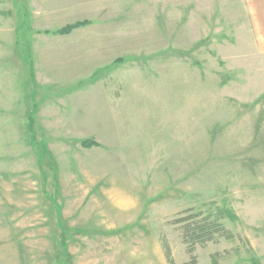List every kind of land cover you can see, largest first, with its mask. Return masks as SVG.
Masks as SVG:
<instances>
[{"label": "rangeland", "instance_id": "rangeland-1", "mask_svg": "<svg viewBox=\"0 0 264 264\" xmlns=\"http://www.w3.org/2000/svg\"><path fill=\"white\" fill-rule=\"evenodd\" d=\"M190 215L264 264V0H0V264H184Z\"/></svg>", "mask_w": 264, "mask_h": 264}, {"label": "trees", "instance_id": "trees-1", "mask_svg": "<svg viewBox=\"0 0 264 264\" xmlns=\"http://www.w3.org/2000/svg\"><path fill=\"white\" fill-rule=\"evenodd\" d=\"M90 21H82V22H77L75 24L67 25L63 27L60 30H57L55 32H49L46 31V34H54V35H60V36H68L72 34L75 30L84 28L88 25H90ZM30 64H32L31 61V56L29 57ZM32 78L34 77L33 71H31ZM37 112V105L35 104V111L33 114ZM30 121V127L33 128L34 125V116H30L29 118ZM83 147L91 149L93 147H98L99 144L95 142L94 140H87L82 143ZM44 151L46 154V147L44 146ZM48 154V153H47ZM49 155V154H48ZM198 216L197 215H190L188 217H184L180 220L177 221L179 224L182 225V230H183V239L185 244L188 245L189 251L192 255L191 260L187 263L184 264H198L196 257L193 256L194 248L197 245H204L208 242H212L215 240L216 236L219 237H224L227 234V231H225V228L219 223V221H209L207 219H196ZM61 228V236H60V242L59 246L62 249V255H63V260L67 259L68 257V246H67V239L66 235L68 233V230L66 229L65 226L61 223L59 225ZM165 252L166 256L168 259L169 264H175L171 257V252L168 247H165ZM257 263V261H255Z\"/></svg>", "mask_w": 264, "mask_h": 264}]
</instances>
